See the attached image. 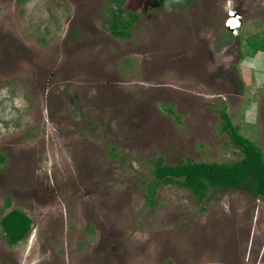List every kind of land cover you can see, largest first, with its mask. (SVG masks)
<instances>
[{
	"label": "rangeland",
	"instance_id": "obj_1",
	"mask_svg": "<svg viewBox=\"0 0 264 264\" xmlns=\"http://www.w3.org/2000/svg\"><path fill=\"white\" fill-rule=\"evenodd\" d=\"M121 1L0 0V219L32 221L0 264H264L260 198L147 195L158 157L240 158L223 109L264 151V0H123L125 40Z\"/></svg>",
	"mask_w": 264,
	"mask_h": 264
},
{
	"label": "trees",
	"instance_id": "obj_2",
	"mask_svg": "<svg viewBox=\"0 0 264 264\" xmlns=\"http://www.w3.org/2000/svg\"><path fill=\"white\" fill-rule=\"evenodd\" d=\"M173 1L174 5L184 7L193 0ZM114 4L116 8L110 9V18L106 20L105 28L112 37L125 40L129 38L130 30L139 20V16L128 13L125 19L120 8L123 0ZM220 118V132L228 135L230 144L240 153V158L230 163L181 161L174 166L164 165L161 157L156 158L152 162L155 184L147 187L150 204L156 187L161 185L187 190L197 203H203L211 190H241L264 201V151L239 132V127L232 124L225 109L220 111ZM2 161L0 157V163ZM9 204L7 201V205ZM31 223L25 213L16 209L3 216L0 219V227L7 244L13 247L25 239L30 232Z\"/></svg>",
	"mask_w": 264,
	"mask_h": 264
},
{
	"label": "built area",
	"instance_id": "obj_3",
	"mask_svg": "<svg viewBox=\"0 0 264 264\" xmlns=\"http://www.w3.org/2000/svg\"><path fill=\"white\" fill-rule=\"evenodd\" d=\"M233 17L236 19V23L231 22L233 20ZM239 20L240 19L238 18V16L234 12H229L228 13V18H227V20L225 22V28H227L230 31L237 30V29H235V27L240 24Z\"/></svg>",
	"mask_w": 264,
	"mask_h": 264
},
{
	"label": "bare ground",
	"instance_id": "obj_4",
	"mask_svg": "<svg viewBox=\"0 0 264 264\" xmlns=\"http://www.w3.org/2000/svg\"><path fill=\"white\" fill-rule=\"evenodd\" d=\"M231 22L236 23V19L233 17V20ZM240 27V24L235 27V29H238Z\"/></svg>",
	"mask_w": 264,
	"mask_h": 264
},
{
	"label": "clouds",
	"instance_id": "obj_5",
	"mask_svg": "<svg viewBox=\"0 0 264 264\" xmlns=\"http://www.w3.org/2000/svg\"><path fill=\"white\" fill-rule=\"evenodd\" d=\"M232 12V11H231ZM235 13V12H234Z\"/></svg>",
	"mask_w": 264,
	"mask_h": 264
}]
</instances>
